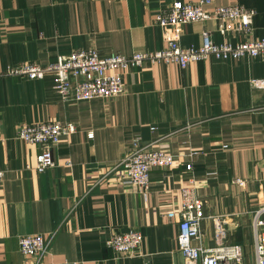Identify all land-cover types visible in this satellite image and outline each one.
<instances>
[{
  "label": "crops",
  "instance_id": "crops-1",
  "mask_svg": "<svg viewBox=\"0 0 264 264\" xmlns=\"http://www.w3.org/2000/svg\"><path fill=\"white\" fill-rule=\"evenodd\" d=\"M201 0H0V264H31L19 239L41 236L48 248L35 264H186L179 250L177 212L182 191L205 206L201 245L214 247L216 217L228 241L255 264L253 220L264 206V53L208 60L181 69L145 63L123 71L126 92L110 100L63 101L52 77H10L21 64L48 66L59 55L96 49L130 56L167 46L183 48L264 39V0H211L256 12L246 36L218 32L215 20L164 29L157 16L174 2ZM73 124L75 134L54 150L55 166L38 173V146L17 137L19 125ZM92 134V137H90ZM134 139L176 157L135 191L112 167ZM236 180L244 182L239 186ZM142 234L140 256L116 257V234Z\"/></svg>",
  "mask_w": 264,
  "mask_h": 264
},
{
  "label": "built area",
  "instance_id": "built-area-1",
  "mask_svg": "<svg viewBox=\"0 0 264 264\" xmlns=\"http://www.w3.org/2000/svg\"><path fill=\"white\" fill-rule=\"evenodd\" d=\"M255 16V11L241 6L212 7L211 0H201L197 3L174 2L157 16L155 23L164 29H174L186 24L215 20L222 36L232 33L249 36L254 30ZM263 53L264 39L245 41L238 45H218L212 42L208 32H204L203 43L199 48H183L176 33L168 40L165 48L154 52H136L130 56L112 53L108 57H102L96 49H84L59 55L53 63L45 67L21 64L9 69L7 75L30 80L52 77L53 90L63 101L88 102L122 96L126 92L123 71L141 67L145 63L175 64L185 69L192 63L210 58L222 61L239 60L246 56L255 58ZM76 131L73 124H21L17 137L40 148L33 168L38 173H44L55 166L53 152L60 146L62 138L75 134ZM262 164L264 167V160ZM175 166L176 157L166 150H154L150 145H143L140 139H134L129 152L111 171H116L121 176L124 185L138 191L149 187L152 171ZM3 178L4 173L0 170V184ZM236 183L239 186L244 185L241 180H236ZM167 218L176 221L179 226V250L186 264H243V249L229 243L223 216L214 218V247L194 245L201 243L202 224L211 217L206 216L204 203L193 189L182 191V202L178 211L168 214ZM252 230L255 264H264V206L255 213ZM142 239L139 231L132 230L112 236L107 245L116 257H135L141 255ZM19 247L25 261L35 264L46 253L48 244L41 236H25L19 239Z\"/></svg>",
  "mask_w": 264,
  "mask_h": 264
},
{
  "label": "rangeland",
  "instance_id": "rangeland-1",
  "mask_svg": "<svg viewBox=\"0 0 264 264\" xmlns=\"http://www.w3.org/2000/svg\"><path fill=\"white\" fill-rule=\"evenodd\" d=\"M245 263V261H244V258H243V264Z\"/></svg>",
  "mask_w": 264,
  "mask_h": 264
}]
</instances>
